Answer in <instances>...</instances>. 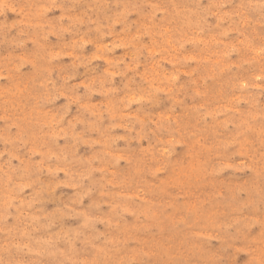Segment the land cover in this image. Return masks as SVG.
Here are the masks:
<instances>
[{"label": "rangeland", "instance_id": "1", "mask_svg": "<svg viewBox=\"0 0 264 264\" xmlns=\"http://www.w3.org/2000/svg\"><path fill=\"white\" fill-rule=\"evenodd\" d=\"M0 264H264V0H0Z\"/></svg>", "mask_w": 264, "mask_h": 264}]
</instances>
